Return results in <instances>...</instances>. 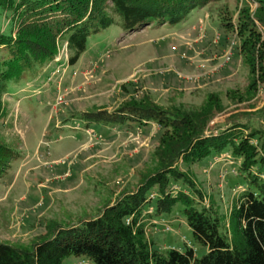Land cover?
Instances as JSON below:
<instances>
[{
	"label": "rangeland",
	"instance_id": "1",
	"mask_svg": "<svg viewBox=\"0 0 264 264\" xmlns=\"http://www.w3.org/2000/svg\"><path fill=\"white\" fill-rule=\"evenodd\" d=\"M94 4L84 3L90 10ZM255 9L254 0H224L194 10L178 24L156 20L130 30L112 26L89 39L73 66L65 40L26 36L28 44L42 46L34 48L39 61L43 55L53 59L9 82L7 93L0 90V147L15 153L0 179V243L36 245L59 227L100 215L109 202L156 172L157 150L171 132L146 118L162 119L148 112V105L196 111L212 94L225 109L207 119L206 137L264 132L263 80L252 100L228 97L243 95L249 85L248 41L260 35L264 48V28L257 24L254 32L242 24L241 15L253 17ZM3 11L0 35L13 43L23 33V6L11 3ZM10 54L0 45V65ZM99 119L118 123L93 122ZM250 143L260 161L250 172L229 146L200 161L180 160L178 181L169 190L190 195L195 186L198 207L212 208L230 231L233 199L249 188L253 176L264 180V138L257 134ZM151 191L146 230L154 248L187 245L204 257L208 250L195 240L183 205L158 212V187ZM63 264L91 263L70 256Z\"/></svg>",
	"mask_w": 264,
	"mask_h": 264
},
{
	"label": "trees",
	"instance_id": "2",
	"mask_svg": "<svg viewBox=\"0 0 264 264\" xmlns=\"http://www.w3.org/2000/svg\"><path fill=\"white\" fill-rule=\"evenodd\" d=\"M222 1L95 0L90 10L84 5L89 0H0V11L10 7L11 3L18 2L23 6L24 22L19 40L11 43L0 35V45H5L11 51L0 65L3 75L0 90L7 93L9 82H17L26 72H34L43 62L52 61L51 54L43 55L39 61L34 50L38 45L27 43L26 36L30 34H45L48 39H54L53 42L58 38L65 40L66 48L72 53L70 65L73 66L87 51L89 39L112 26L130 30L156 20L178 24L194 10ZM254 1L256 9L253 17L242 14L241 19L244 26L257 32V24L264 28V0ZM107 2L111 5L107 6ZM246 8L248 10L249 7ZM261 38L258 35L248 41L245 63L250 73L249 85L243 95L229 94L233 101L254 99L259 81H264ZM257 73L262 76L261 79H257ZM147 108L148 112L159 114L162 119L152 117L154 114L146 118L165 124L171 132L157 150L159 167L156 172L143 179L132 192L109 202L100 215L59 227L54 236L36 245L0 243V264H63L70 256H84L91 264H264V180L261 176H253L249 188L233 199L230 231L216 211L198 207L195 196L200 193L195 186L190 195L184 190L175 193L169 190L171 182L178 181L177 166L180 160L200 161L229 146L233 148V158L244 159L250 172L255 164L260 163L256 159V147L250 140L257 134L264 138V132L253 130L250 137L242 138L245 133L230 131L206 137L207 119L225 109L220 97L212 94L196 111L168 110L151 105ZM101 121L93 120L95 123H118L115 119ZM14 158L15 153L9 146L0 147V179L8 172ZM154 186L158 187L160 193L156 202L158 212H171L177 205H183L186 223L195 240L208 250L204 257L198 258L192 246L187 245L183 249L154 248L146 230V219L150 217L146 215V208Z\"/></svg>",
	"mask_w": 264,
	"mask_h": 264
}]
</instances>
